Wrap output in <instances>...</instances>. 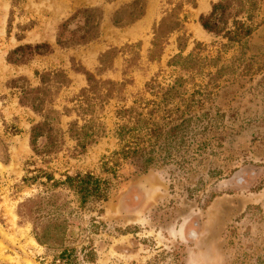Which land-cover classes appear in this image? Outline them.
I'll use <instances>...</instances> for the list:
<instances>
[{
	"label": "rangeland",
	"instance_id": "374dc122",
	"mask_svg": "<svg viewBox=\"0 0 264 264\" xmlns=\"http://www.w3.org/2000/svg\"><path fill=\"white\" fill-rule=\"evenodd\" d=\"M130 1L0 0V264H60L57 251L37 244L30 224L18 220L17 203L39 192L42 180L22 177L38 169L55 179L76 171L98 174L101 158L117 148L115 110L139 98L157 100L148 82H176L169 105L191 117L183 142L145 172L123 162L104 201L79 208L67 195L64 246L74 264H264V0H253L251 32L238 42L200 27L198 15L217 0H143L140 17L113 25V12ZM177 3L180 30L162 33L160 46L152 47L155 28ZM90 6L102 13L98 35L57 46L58 25ZM79 23L72 19L67 28ZM36 42L49 43L52 52L25 64L5 61L9 49ZM178 53L188 57L175 60L185 68L167 64ZM58 70L68 78L52 90L60 113L86 85L83 71L94 82L123 85L96 109L104 135L79 152L64 134L59 149L41 157L28 145L29 126L39 116L18 104L17 89L7 82L22 77L16 82L36 86L34 71ZM75 118L72 110L60 114V127Z\"/></svg>",
	"mask_w": 264,
	"mask_h": 264
},
{
	"label": "trees",
	"instance_id": "16d2710c",
	"mask_svg": "<svg viewBox=\"0 0 264 264\" xmlns=\"http://www.w3.org/2000/svg\"><path fill=\"white\" fill-rule=\"evenodd\" d=\"M189 3L193 5L192 0ZM179 7L180 4L177 3L162 17L154 30L152 47H159L165 34L180 30L183 19L175 14ZM143 8V0H131L113 12L111 23L122 26L133 22L142 15ZM254 8L253 0H217L210 3L207 13L198 15L197 21L205 32L221 36L229 42H238L251 32L249 21ZM101 16L100 9L95 6L77 8L68 19L58 25L55 44L67 47L94 39L98 35ZM75 18L80 23L75 28L68 29V22ZM177 40L179 42V36ZM50 52L52 47L47 42L24 43L9 49L4 59L10 64H25L34 55ZM176 59L185 61L188 57H182L178 53L167 64L186 67L182 62H176ZM82 73L86 85L78 91L72 107H64L62 113L52 105V90L68 84L63 71H34L38 78L36 86L16 82L19 79L24 81L22 77L7 82L8 87L17 89L18 104L28 107L39 116V120L31 123L28 129V145L33 154L43 157L57 151L63 143L64 134L74 141L79 152H83L86 146L105 134V126L98 120L96 109L101 108L114 92H118L123 83L94 82L90 72ZM175 83L161 87L157 82H148L145 86L157 100L139 98L129 106H121L115 110L118 121L114 123L112 135L117 141V148L101 158L98 174L89 170L76 171L72 174L63 173L60 178L55 179L51 173L38 169L33 176L22 177V181L27 183L39 178L42 180H37L41 186L39 192L17 203L18 220L30 224L31 235L37 244L57 251L56 260L60 264H74L71 250L64 246L70 211L67 195L72 196L79 208L104 201L112 187V179L117 177V170L123 162L145 172L155 164L157 158L165 161L171 149L183 142L191 117L183 116L184 110H180L178 105H169L171 98L177 96ZM70 110L75 113L76 118L70 120L63 130L59 125V116L67 115ZM174 112L176 114L173 115ZM102 174L105 176H101Z\"/></svg>",
	"mask_w": 264,
	"mask_h": 264
},
{
	"label": "bare ground",
	"instance_id": "6f19581e",
	"mask_svg": "<svg viewBox=\"0 0 264 264\" xmlns=\"http://www.w3.org/2000/svg\"><path fill=\"white\" fill-rule=\"evenodd\" d=\"M199 32H202V29L200 27L197 28Z\"/></svg>",
	"mask_w": 264,
	"mask_h": 264
},
{
	"label": "crops",
	"instance_id": "0c3cea01",
	"mask_svg": "<svg viewBox=\"0 0 264 264\" xmlns=\"http://www.w3.org/2000/svg\"><path fill=\"white\" fill-rule=\"evenodd\" d=\"M199 26H197V28H198Z\"/></svg>",
	"mask_w": 264,
	"mask_h": 264
}]
</instances>
